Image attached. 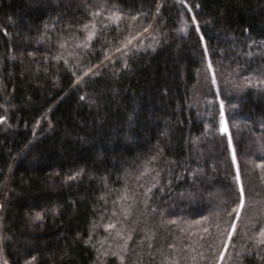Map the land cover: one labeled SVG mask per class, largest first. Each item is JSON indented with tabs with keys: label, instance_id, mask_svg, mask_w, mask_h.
Listing matches in <instances>:
<instances>
[{
	"label": "trees",
	"instance_id": "obj_1",
	"mask_svg": "<svg viewBox=\"0 0 264 264\" xmlns=\"http://www.w3.org/2000/svg\"><path fill=\"white\" fill-rule=\"evenodd\" d=\"M259 165L264 0H0V264H264Z\"/></svg>",
	"mask_w": 264,
	"mask_h": 264
},
{
	"label": "snow or ice",
	"instance_id": "obj_2",
	"mask_svg": "<svg viewBox=\"0 0 264 264\" xmlns=\"http://www.w3.org/2000/svg\"><path fill=\"white\" fill-rule=\"evenodd\" d=\"M224 130L227 131V128H225ZM259 167H264V165H259ZM241 206H242V204H241ZM260 235L264 236V230L261 231Z\"/></svg>",
	"mask_w": 264,
	"mask_h": 264
},
{
	"label": "rangeland",
	"instance_id": "obj_3",
	"mask_svg": "<svg viewBox=\"0 0 264 264\" xmlns=\"http://www.w3.org/2000/svg\"><path fill=\"white\" fill-rule=\"evenodd\" d=\"M222 128H223V131L226 132V131L224 130L225 128H227L225 122L223 123Z\"/></svg>",
	"mask_w": 264,
	"mask_h": 264
}]
</instances>
